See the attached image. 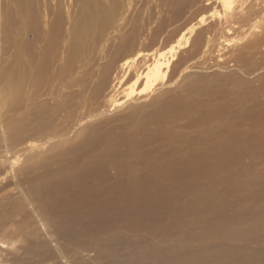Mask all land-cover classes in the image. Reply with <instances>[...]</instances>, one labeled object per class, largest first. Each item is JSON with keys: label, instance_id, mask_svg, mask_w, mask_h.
I'll use <instances>...</instances> for the list:
<instances>
[{"label": "bare ground", "instance_id": "1", "mask_svg": "<svg viewBox=\"0 0 264 264\" xmlns=\"http://www.w3.org/2000/svg\"><path fill=\"white\" fill-rule=\"evenodd\" d=\"M15 2L6 17L9 32L1 38L17 53V79L11 82L24 108L22 126L29 95L35 101L39 87L54 82L70 90L53 91L71 120L49 121V128L71 126L40 148L30 141L13 157L8 151L0 156V184L14 178L1 189L21 187L28 170L48 167L46 182L31 187L40 203L35 208L26 199L41 232L29 241L19 231L22 242L11 248L17 254L0 264H264V247L254 238L264 224L252 202L264 192V173L260 180L240 179L227 193L208 196L204 189L206 179L230 164L264 161V109L257 108L264 106V18L257 20L264 0L216 1L223 18L206 29L223 34L215 65L227 71L206 76L191 72L199 64L190 60L209 51L210 40L194 37L206 23L203 16L156 46L159 32L148 43L144 32H102L108 15L99 0ZM72 22L76 32H63ZM231 31L243 36L231 43L225 38ZM221 46H232L235 68L223 67ZM257 55L261 61L252 65ZM75 93L85 94L81 102L73 101ZM35 107L37 120L61 112L44 103ZM41 128L35 127L37 133H44ZM61 142L66 144L55 146ZM53 145L58 150L46 154ZM74 151L84 159L70 161ZM195 193L208 200L193 213L196 201L189 196ZM191 212L210 239L229 235L232 222L245 223L233 236L254 238L256 246L195 245L185 229ZM180 228L186 233L175 231ZM15 245L0 238V251Z\"/></svg>", "mask_w": 264, "mask_h": 264}, {"label": "rangeland", "instance_id": "2", "mask_svg": "<svg viewBox=\"0 0 264 264\" xmlns=\"http://www.w3.org/2000/svg\"><path fill=\"white\" fill-rule=\"evenodd\" d=\"M216 1L217 0H99L103 11L108 15V19L106 20L107 26L102 29V32H144L149 34L146 35L149 37L146 38V43H148L149 41H153L154 36L158 35V33L156 32H159V38L156 40V46H158V44L170 34L183 30L187 25L197 23L199 18L203 16L204 19H206V23L196 29V34L194 35V37L200 35L202 37V41H207V39L210 40L208 45L209 51L207 49L208 52L204 57L202 56V54L198 53L194 54V56L190 58V60L198 62L199 64V67L192 69L191 72L194 71L193 73H198L200 74V76L210 75L214 72L220 75L223 74L220 71H224L226 69H219L215 65L218 52L216 51V49L218 48L216 44H218L219 40H223L224 36L223 34H220L217 28L206 29L210 23L217 22L223 18L219 16V14H217V12H222V7L219 3H216ZM1 4L2 8L0 9V38L2 32H9V27L6 24V17L10 12H14L16 2L15 0H12L10 3H8V0H1ZM205 6H207V8H204ZM259 14L260 17L257 20H260V18H264V3L260 9ZM19 18L20 17H16L14 22H16ZM72 24L73 26L67 29H63V32H76L75 30H73V28L75 27L74 22H72ZM241 34L243 36V32L241 31H231L229 33H226L225 38L229 42L231 41V43H235L240 40V38L242 37ZM1 39L2 41H0V100L2 102V107L0 111V156L7 155L6 152L8 151L7 156L12 155L13 157V155L18 152V150L21 149L22 146L24 147L27 142L34 141L33 143H36V145L39 147L40 144L46 143L45 141L47 138H54L56 135L55 138L57 139L59 136L66 134L67 129L71 126L70 124L69 127L66 124H62L57 128L56 131H53V128H49V121L56 120V122H58V120H71L70 112H65V110H62L60 105V103L62 102H60V100L56 97L57 93L53 91H56V89H61L66 94L70 90L66 86L58 85L56 87L55 84L57 82H54L53 85L47 83L43 84L41 87H39L37 95L34 96L35 101H32V97L31 95H29V113H27L26 115V124L22 126L24 108L20 105V94L17 93L14 87V83L12 84L11 82L14 81L13 77L17 79V53L16 50L11 47V45H9V40H6L4 38ZM193 46L194 47H192V49L195 50L196 45ZM231 47L232 46L220 47V53H222L223 57L225 58L223 62V67H228L227 69H233L235 68V66L238 65V63L233 59V57H230L232 50ZM256 58H254L255 60H251L252 65H255L256 62L261 61L259 60L258 55L256 56ZM262 71H264L263 64L261 72ZM73 89L76 92L79 87L74 86ZM52 92L55 93L54 96L51 95ZM84 96L85 94L83 93H75L73 101L79 103L82 101L81 98ZM42 103H44L46 106H50L52 110L59 108L61 110L60 114L55 115L53 113H44V115L42 117H39L38 120L34 119L33 112L37 111V108L35 106L40 105ZM74 104L75 103H73L72 105L66 104L68 110H70V108ZM257 108L264 109V106L259 105L257 106ZM249 124L252 125L251 120L249 121ZM244 125L246 126L248 124L244 123ZM41 126V130L43 129L42 131L44 133H41V131H38L37 133L35 127L40 128ZM250 128L251 127L248 125V129ZM33 130L36 132H34ZM49 131L53 132V134L48 133ZM62 144L64 145L66 144V142L56 143L55 146H59ZM3 147L5 148L3 149ZM55 150L58 149H55L53 145L45 149L44 152L48 154ZM36 152H40L38 148ZM44 152L43 154H45ZM72 153L75 154L69 156L70 161H75V159H84L82 156L78 155V151H74ZM41 156L43 157L42 154ZM37 160L39 162V158H37ZM55 166L56 165L54 164L51 167L53 168ZM47 168L48 167L45 165H40L34 169L32 168L31 172H29L30 170H28L27 176H23V178L26 179L25 183H23L21 187H17L15 184H10L5 189H1L2 185L12 182L14 178L7 177L1 181L2 183L0 184V238L12 239V241H14V244L16 245L12 247L10 246L9 248L7 247L6 251H0V259H10L12 253L17 254L18 250L16 249L17 251H12L11 248L13 249L14 247H17L18 244L20 245L22 242L19 231L25 233V237H27L29 241L37 238L36 235L39 233L36 232H41V229L39 228L40 226L37 223V218L30 209V205L28 204V202L33 204L35 208L37 207L36 205L40 203L36 202L35 196L32 197L33 192L31 187L34 184L38 186L46 182ZM230 172H233L236 176L232 177L231 175L233 174H231ZM263 173V159L250 157V159L247 158L245 160V163H243V167L241 165L233 166L232 164H230L228 165V167H226L224 172L219 173L220 175L214 176L210 180L206 179V181L208 182H206L204 189L206 188L207 190L206 195H208V193L217 194L221 191L227 193L230 188L235 185V183L238 185L241 184V182H238L240 181V179L241 181H244L246 179L245 181L248 182L256 181L258 178V180H260V177L263 176ZM229 185H231L230 188ZM227 186L228 188H226ZM206 195L201 196L199 193H195L194 195L192 194L191 196H189L191 200L196 201L193 208H191L194 211L193 213L203 211V209L201 208L203 207V203H207L206 201L208 200L209 196L208 195L207 197H204ZM27 198H30L28 202L26 201ZM198 201L199 204L197 203ZM252 202L255 209L261 211V221L264 224V192L258 200L254 199ZM196 217V215L192 214V219H190V221L188 222L189 224L187 225V227H185V229L188 231L187 233L189 234V237L193 240V243L195 245L207 247L211 243V241L240 245L244 243V241H246L250 243V246H256V244L252 242L255 240L254 238H257L260 241L257 246L261 245V247H264V227L262 228V232L256 233V236L254 238H238L233 236V234L238 232L240 229H243L245 223L232 222V224H229L231 228V233L229 235L223 236L224 238L222 239H210L208 238V236H206L207 228L203 227L201 224H197L195 220ZM175 231H182L186 233L185 230L182 228ZM41 236L45 238V236ZM19 251L20 253L24 252L23 249ZM5 264L10 263L7 262Z\"/></svg>", "mask_w": 264, "mask_h": 264}]
</instances>
